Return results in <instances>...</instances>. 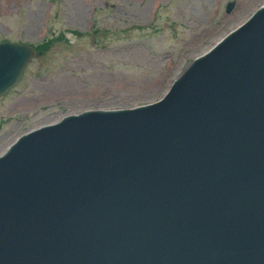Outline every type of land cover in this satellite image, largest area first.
Here are the masks:
<instances>
[{
  "label": "water",
  "instance_id": "1",
  "mask_svg": "<svg viewBox=\"0 0 264 264\" xmlns=\"http://www.w3.org/2000/svg\"><path fill=\"white\" fill-rule=\"evenodd\" d=\"M38 55L0 43V99ZM0 264H264V6L160 101L18 138L0 156Z\"/></svg>",
  "mask_w": 264,
  "mask_h": 264
},
{
  "label": "rangeland",
  "instance_id": "2",
  "mask_svg": "<svg viewBox=\"0 0 264 264\" xmlns=\"http://www.w3.org/2000/svg\"><path fill=\"white\" fill-rule=\"evenodd\" d=\"M262 6L264 0H0V43L53 41L0 99V156L66 115L160 101L196 58Z\"/></svg>",
  "mask_w": 264,
  "mask_h": 264
},
{
  "label": "trees",
  "instance_id": "3",
  "mask_svg": "<svg viewBox=\"0 0 264 264\" xmlns=\"http://www.w3.org/2000/svg\"><path fill=\"white\" fill-rule=\"evenodd\" d=\"M53 44V41H47L44 42V44H41L40 46L35 47L38 53H45L47 50L51 48V45Z\"/></svg>",
  "mask_w": 264,
  "mask_h": 264
}]
</instances>
